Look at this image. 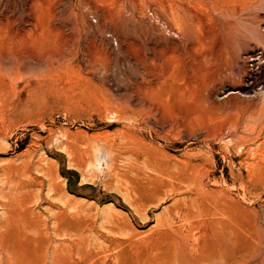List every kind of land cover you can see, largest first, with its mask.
Instances as JSON below:
<instances>
[{
	"label": "rangeland",
	"instance_id": "1",
	"mask_svg": "<svg viewBox=\"0 0 264 264\" xmlns=\"http://www.w3.org/2000/svg\"><path fill=\"white\" fill-rule=\"evenodd\" d=\"M0 264H264V0H0Z\"/></svg>",
	"mask_w": 264,
	"mask_h": 264
},
{
	"label": "bare ground",
	"instance_id": "2",
	"mask_svg": "<svg viewBox=\"0 0 264 264\" xmlns=\"http://www.w3.org/2000/svg\"><path fill=\"white\" fill-rule=\"evenodd\" d=\"M33 224V223H32ZM22 228V227H21ZM34 228V227H33ZM34 230V229H33ZM228 254V253H227ZM223 257H224V255H223ZM221 261V260H220Z\"/></svg>",
	"mask_w": 264,
	"mask_h": 264
}]
</instances>
